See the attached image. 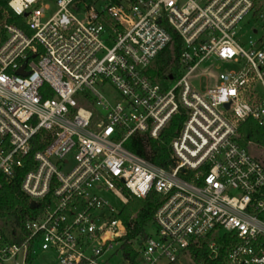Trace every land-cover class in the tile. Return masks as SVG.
I'll use <instances>...</instances> for the list:
<instances>
[{
    "label": "built area",
    "instance_id": "1",
    "mask_svg": "<svg viewBox=\"0 0 264 264\" xmlns=\"http://www.w3.org/2000/svg\"><path fill=\"white\" fill-rule=\"evenodd\" d=\"M6 1L25 28L0 19V187L41 149L21 185L37 214L19 242L0 234V264H111L127 228L103 193L125 208L160 198L155 236L122 264H206L223 250L221 264H264V163L241 143L247 122L264 130V27L243 40L244 22L264 18L258 0H58L46 22L42 0ZM178 43V78L157 81V57ZM209 63L206 89L193 88ZM178 115L173 165L126 148Z\"/></svg>",
    "mask_w": 264,
    "mask_h": 264
},
{
    "label": "trees",
    "instance_id": "2",
    "mask_svg": "<svg viewBox=\"0 0 264 264\" xmlns=\"http://www.w3.org/2000/svg\"><path fill=\"white\" fill-rule=\"evenodd\" d=\"M88 1L91 3L93 0ZM111 1L114 3L119 2V0ZM5 18H7L9 23L15 24L22 29L25 28L22 19L17 18L8 7V2L1 0L0 19ZM177 41L179 42V40ZM179 53V43L173 51L170 48L163 51L157 57L152 77L160 82H163L170 74H172L173 78H178L175 66H177ZM184 120L185 117L178 115L158 139L138 135L126 144V148L157 166L168 168L174 164L170 144L182 129ZM241 135V143L243 145L246 146L251 142L264 147V130L259 128L255 122H247L241 128ZM39 149H41L39 146L33 148L32 154L26 162V168L17 171L15 180L12 182L3 181L0 187V234L13 239L15 242H19L22 239L25 222L37 214L35 209H31L30 200L22 192L21 185L25 174L32 168L33 154ZM159 206L160 198L157 194L151 193L145 200L134 199L122 212L121 219L127 228V235L123 238L124 244L122 247L126 258H135L133 245L139 238L145 239L148 237L147 226L152 223L154 214ZM225 254L223 250L218 261H209L206 264H221ZM195 256L196 258L205 256L204 250L196 252Z\"/></svg>",
    "mask_w": 264,
    "mask_h": 264
},
{
    "label": "rangeland",
    "instance_id": "3",
    "mask_svg": "<svg viewBox=\"0 0 264 264\" xmlns=\"http://www.w3.org/2000/svg\"><path fill=\"white\" fill-rule=\"evenodd\" d=\"M57 1L58 0H42V6L43 7L47 6L49 8V11L46 12L45 22L49 20L57 11ZM257 4L260 14L264 17V0H258ZM78 18L80 20H83V16L78 15ZM252 18L253 17L251 16L244 22L243 40L245 45H248L251 39L256 40L258 38V36L253 33L254 29L261 30L262 27H264V18L259 19L257 21L253 20ZM209 66L210 63L205 64L191 75L189 82L193 88L197 90L206 89V83H205L206 81L204 79H201V76L203 75V72L206 69H208ZM216 66H217V72H223L229 69L228 65L216 64ZM103 92L104 94H106V96L109 99H111L112 102H118L121 100V95L111 85H107L103 90ZM250 149L253 156H255L258 160L264 163V147L257 144H253L250 146ZM102 197L105 201L109 203L111 207H113L119 213H122L124 211L125 204L115 195L111 193L108 194L103 193ZM147 229L150 235L155 236L156 227L153 223L149 224L147 226ZM116 250L119 251L118 255L112 260L111 264H122L124 257L121 246H119ZM35 259H36V264H55V259L52 256L39 254L35 257Z\"/></svg>",
    "mask_w": 264,
    "mask_h": 264
},
{
    "label": "water",
    "instance_id": "4",
    "mask_svg": "<svg viewBox=\"0 0 264 264\" xmlns=\"http://www.w3.org/2000/svg\"><path fill=\"white\" fill-rule=\"evenodd\" d=\"M21 74H22V71H21ZM31 209H33V210L36 209V205L35 204H32L31 205Z\"/></svg>",
    "mask_w": 264,
    "mask_h": 264
}]
</instances>
